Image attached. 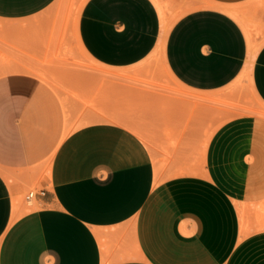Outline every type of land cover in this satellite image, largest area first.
Instances as JSON below:
<instances>
[{"label": "crops", "instance_id": "obj_1", "mask_svg": "<svg viewBox=\"0 0 264 264\" xmlns=\"http://www.w3.org/2000/svg\"><path fill=\"white\" fill-rule=\"evenodd\" d=\"M57 1L0 0V264H264V117L207 139L246 70L264 103V0H87L74 34L47 30ZM78 50L85 105L50 74Z\"/></svg>", "mask_w": 264, "mask_h": 264}, {"label": "rangeland", "instance_id": "obj_2", "mask_svg": "<svg viewBox=\"0 0 264 264\" xmlns=\"http://www.w3.org/2000/svg\"><path fill=\"white\" fill-rule=\"evenodd\" d=\"M84 1L85 0H58L46 13L47 18L51 22L50 27L47 30L74 34L77 18ZM71 58L76 70L75 72L50 74L52 76L54 75L53 84H55V89L62 92L64 98L73 96L83 101L85 105L87 93L86 87L88 86L89 79L87 76L93 71V69L98 71V67L91 59L79 50L75 55H72ZM10 59L16 63L21 62L18 55L11 56ZM146 63H157L159 66H162L159 58L154 56H152V59H148ZM139 79L149 80L151 77L149 76V73H147V76L140 77ZM96 81L97 79L95 80V85L97 84ZM89 84H92V82H89ZM215 102H220V99ZM209 106L211 110L208 111L207 121L208 141L212 132L220 124L237 116L257 115V112L263 109V106H261L260 102L254 95L248 77L245 76H240L234 86L229 87L224 91L221 103L211 104ZM70 130L71 129L69 128L67 132ZM37 176L38 175H36V177ZM39 189L40 185L38 181L35 180L26 185L23 192L15 197L17 205H19V208L22 211L37 207L34 201L26 202V200L30 191L38 192Z\"/></svg>", "mask_w": 264, "mask_h": 264}, {"label": "bare ground", "instance_id": "obj_3", "mask_svg": "<svg viewBox=\"0 0 264 264\" xmlns=\"http://www.w3.org/2000/svg\"><path fill=\"white\" fill-rule=\"evenodd\" d=\"M87 0H85L84 1V3L86 2ZM84 3L82 4V6H81V9H82V7H83V5H84ZM198 6H210L207 2H205V1H201L199 4H198ZM162 8V7H161ZM81 9H80V11H81ZM234 11V10H233ZM230 12H232V10L230 9ZM237 12H234V14L233 15H235ZM232 14V13H231ZM79 15H80V12H79ZM79 15H78V17H79ZM77 21H78V18H77ZM77 23V22H76ZM170 26H171V23L169 22V21H167V19L165 18V16H163V32H162V36H161V38H160V40H159V43H158V45H157V48H156V50H155V52H154V55H156L158 58H159V60H160V62H161V65H162V67L164 66L163 65V59H162V53H163V50H164V44H165V37H166V35H167V32H168V30L170 29ZM247 36H248V39H249V41H250V53H251V55L253 56L256 52H257V50L259 49V46H257L256 44H254V43H252V40H251V35H250V32H247ZM103 76V75H102ZM243 76H245V77H248V79H249V81H250V74H249V71L248 70H246L245 72H244V74L242 75V77ZM251 83V82H250ZM250 86H251V88H252V90H253V92H254V95H255V97H256V99L260 102V104H261V106H263V109L261 110V111H258L257 112V115H259V116H263L264 117V103L260 100V98L258 97V95L256 94V92L254 91V89H253V87H252V85L250 84ZM202 99H203V97H202ZM207 101H208V104H209V102H215V101H217L218 99L215 97V96H208L207 97V99H206ZM72 130V129H71ZM70 131H68L67 133H66V135L69 133ZM65 135V136H66ZM51 160L52 159H50L49 161H48V163H47V167L46 168H49V166L51 165ZM47 172V171H46ZM9 178V177H8ZM15 207H16V210L18 209V207H19V205H17V200H16V198H15Z\"/></svg>", "mask_w": 264, "mask_h": 264}, {"label": "built area", "instance_id": "obj_4", "mask_svg": "<svg viewBox=\"0 0 264 264\" xmlns=\"http://www.w3.org/2000/svg\"><path fill=\"white\" fill-rule=\"evenodd\" d=\"M36 196V192L30 191L27 195V199H32Z\"/></svg>", "mask_w": 264, "mask_h": 264}]
</instances>
